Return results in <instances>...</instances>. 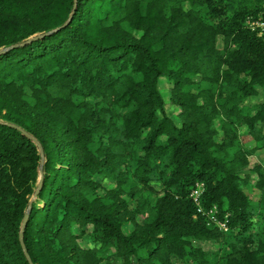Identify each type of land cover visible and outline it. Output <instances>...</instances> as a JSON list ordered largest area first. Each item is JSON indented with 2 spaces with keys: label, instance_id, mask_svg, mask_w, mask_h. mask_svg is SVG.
<instances>
[{
  "label": "trees",
  "instance_id": "trees-1",
  "mask_svg": "<svg viewBox=\"0 0 264 264\" xmlns=\"http://www.w3.org/2000/svg\"><path fill=\"white\" fill-rule=\"evenodd\" d=\"M257 20L264 0H0V264H30L29 207L33 264H264Z\"/></svg>",
  "mask_w": 264,
  "mask_h": 264
},
{
  "label": "rangeland",
  "instance_id": "rangeland-1",
  "mask_svg": "<svg viewBox=\"0 0 264 264\" xmlns=\"http://www.w3.org/2000/svg\"><path fill=\"white\" fill-rule=\"evenodd\" d=\"M249 24L252 25V26H254V23H252L251 21H249ZM217 46L218 47L221 46L220 41H218ZM160 86H161V88L163 90V94H164L165 98L168 99L169 94H168V92H167V90L165 88L166 86L164 84H162ZM263 99H264V93H263V91H260V93L257 96L252 97V98H248L247 100H245L244 103L247 104V105H252L254 103H257L259 101H262ZM166 111L172 117H174V118L176 117L175 114H177V112L174 111V107L173 106H169V104H168V106L166 108ZM175 120H177V119L175 118ZM215 124L218 127L219 126V120H217L215 122ZM244 145L247 148H252L253 146L256 145V143L252 139H249V140L246 139L244 141ZM262 153H263L262 150H258L254 154L250 155L249 156V160H250V165L249 166H254V165H256V163H259V162L262 163V164H264V158L262 157ZM248 170H249V167L247 166L245 169H243V172L242 173H248ZM250 175H251L250 176V181L247 183V185H245V188L244 189H245L246 194L252 200H256L259 197V195H260V189L257 187V182H258V179H259V175L257 173H254V172L253 173H250ZM130 227H132V226H130ZM87 243L89 245H91L92 247H94V248H97V246H98L97 244H94L93 242H91L88 238H87ZM197 244L199 246H202L204 249H206L208 251H213L216 248V243L215 242H212V241L197 242ZM107 253L111 255L110 257H111V260L113 261V264H122L121 259L116 258V257H114L112 255V250L107 251ZM173 260H174V262L176 264H181L179 259L174 258Z\"/></svg>",
  "mask_w": 264,
  "mask_h": 264
},
{
  "label": "built area",
  "instance_id": "built-area-1",
  "mask_svg": "<svg viewBox=\"0 0 264 264\" xmlns=\"http://www.w3.org/2000/svg\"><path fill=\"white\" fill-rule=\"evenodd\" d=\"M252 23H254V26L252 27H256L259 29L260 32L264 33V21H251ZM204 191V184L200 181L195 183L194 188L191 190L189 196L192 199V201L194 202V204L196 205V210L197 213L201 214V215H205L208 218V223H214L216 226H218L220 229H225L227 224H226V217L227 215H225L223 218H220V216H218L217 213V206L213 205L209 208H205L202 206L200 197L202 195Z\"/></svg>",
  "mask_w": 264,
  "mask_h": 264
},
{
  "label": "water",
  "instance_id": "water-1",
  "mask_svg": "<svg viewBox=\"0 0 264 264\" xmlns=\"http://www.w3.org/2000/svg\"><path fill=\"white\" fill-rule=\"evenodd\" d=\"M31 40H32V39H31ZM42 162H43V160L41 161V165H42ZM39 173H40V176H41V174H42V167H41V166H40V169H39ZM40 184H41V181L39 182V186H40ZM29 209H30V207L28 208V210H27V212H26V214H25V216H24V218H23L22 230H21V232H20V241H21V245H22V247H23V249H24V253H25V255H26V257H27L29 263H30V264H33L32 261H31L30 256L28 255V252H27V250H26V248H25V246H24V244H23V239H22L23 229H24V227H25L26 218H27V215H28V211H29Z\"/></svg>",
  "mask_w": 264,
  "mask_h": 264
}]
</instances>
